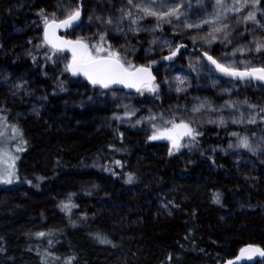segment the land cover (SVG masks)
Returning <instances> with one entry per match:
<instances>
[{
    "label": "rangeland",
    "instance_id": "1",
    "mask_svg": "<svg viewBox=\"0 0 264 264\" xmlns=\"http://www.w3.org/2000/svg\"><path fill=\"white\" fill-rule=\"evenodd\" d=\"M139 2L141 0H134V3ZM143 2L148 3V0ZM166 2L183 5L180 20L172 18V23H163L160 29L170 28L164 40L170 41L172 46L186 45L181 69L187 70L161 78L168 94L167 100L162 99L167 101V109L161 110L149 98L142 97L138 104L133 94L106 93L105 89L88 88L83 80H66L65 57H69L64 53L56 58L54 77L45 88L44 71L48 62L41 63L38 68L30 64L31 57L42 48V20L35 13L45 8L46 14L55 13L62 19L66 10H72L76 3L74 0H0V116L6 118L0 124V130H5L0 141L5 146L13 144L6 136L12 134L9 126L16 125L24 135L32 137L36 145L35 150L25 152L16 160L19 179L12 184H0L1 231L24 234L43 229L59 231L86 219L105 232L114 246L104 253L93 250L94 261L99 264H138L147 259L143 250L146 248L140 243L143 234L149 232L158 242L170 243L182 232L188 211L196 209L201 232L216 247L223 248L227 258L234 257L247 243L264 248V112H261L264 84L255 80H250V86L224 84L218 79V73L212 79L211 71L203 65L204 51L226 63L264 64V50L256 52L253 43L264 40V0H260L256 8L249 4L241 12L229 11L225 14L227 18L220 21L215 20L216 0ZM224 2L232 5L234 0ZM159 3L160 0H156L157 6ZM95 5L71 36L91 38L104 31L108 25L101 21L111 17L114 21L110 25L113 41L125 42L130 55L135 53L131 49L136 43L135 37L140 34H145L142 37L147 40L148 50L152 49L146 50L147 58L169 51L164 45L163 50H154L160 42L159 29L151 30L157 23L155 17L141 20L140 26L147 30L133 34L129 31L128 18L120 25L115 23L122 15L121 9H130L133 16L138 14L127 0H96ZM249 11H255V21L244 19ZM98 16L101 20L96 19ZM202 20L213 23L201 24ZM186 23L201 26L189 29L185 27ZM221 23L228 25L225 31L229 32L231 43L223 40V33H217L219 39L210 45L199 38L193 43L192 37H202ZM117 26L123 28L122 33L116 32ZM154 37L156 44L151 43ZM241 46L253 50L234 54ZM171 66L162 68L169 72ZM190 85L203 94L191 93L192 105L187 108L182 93ZM177 87L182 90L177 92ZM221 95L222 101L219 100ZM230 100L248 103H237L235 108L225 107V102ZM202 102H207L205 107L193 112L192 109ZM167 110L177 120L201 114L204 116L202 124L209 128L218 126L219 133L228 122L240 119L243 113L242 122L233 123L234 127L242 125L239 136L248 135L257 150L237 147L238 140L236 145L234 142L214 147L185 145L169 155L167 143L147 142L154 130L152 123H162L160 114L166 120ZM126 112L130 114L126 115ZM149 116H155L156 120L150 121ZM251 116H255L256 123L248 122ZM220 117L224 118L223 124L219 122ZM210 120L216 122L209 123ZM114 126L123 131L126 139L148 143L132 157L131 174L135 177L132 183L127 182L128 177L119 182L114 180L104 172L98 160H92L86 170L59 169L62 155L79 156L104 144ZM209 132L208 138H217V132ZM11 150L16 153L15 146ZM166 160L171 166L168 175ZM233 185H238L239 191L228 195L224 207L216 203V194ZM64 203L74 206L64 209ZM3 207L12 209V215L7 219L1 211ZM257 264H264V261Z\"/></svg>",
    "mask_w": 264,
    "mask_h": 264
},
{
    "label": "snow or ice",
    "instance_id": "2",
    "mask_svg": "<svg viewBox=\"0 0 264 264\" xmlns=\"http://www.w3.org/2000/svg\"><path fill=\"white\" fill-rule=\"evenodd\" d=\"M128 4L133 8L138 10V14L133 16L132 11L121 9V17H119L115 23L120 25L123 23L125 18L130 20L129 31L133 34L145 31L140 26V21L145 17H155L157 23L152 31L159 29L163 23H172L173 19L179 21L183 13L181 8L183 7L180 3H174L169 5L166 0H160L159 5L157 6L156 0H148V3H144L143 0L139 3H134V0H127ZM260 3V0H234L232 5H227L224 0H216V7L218 9L215 20L220 21L221 18L226 19V13L229 11L232 12H241L245 7H248L251 4L252 8ZM166 9V10H165ZM43 9H41V15H43ZM142 13V15H141ZM51 19L48 16H43L44 30H43V42L44 44L50 46L52 51V56H49L48 59H52L53 56H56L59 53L70 52L71 57L67 60V63L64 65V71L70 73L74 77L83 76L88 83L93 87H99L101 89H113V86L120 85L124 88L135 89L137 93L143 95L145 91L150 93H156L159 85L155 82L156 77L153 75L151 66L158 63L157 60L152 59L147 64H136L129 56V49L124 45L119 47L113 46V44L108 40V31H100L93 34L91 38L77 37L76 39H68L65 36L58 35L60 29H70L74 28L76 22L80 20L81 9L79 7L66 10V15L64 18L60 19L56 16L55 13L51 14ZM91 19V18H90ZM97 20H101L98 16ZM245 20H256L255 11H249L248 14L244 17ZM103 24L112 25L114 23L111 17H108L106 20L101 21ZM213 21L202 20L201 24H211ZM201 24H192L186 23V28H199ZM228 28L227 24L221 23L218 27H213L211 31L206 33L202 37H192L193 43L197 38L204 40L206 44L210 45L213 41L219 39L217 33H223V40L231 43L229 40V32L225 31ZM116 32L122 33L123 28L117 26ZM152 44L157 43V38H153L151 41ZM254 50L260 52L264 50V40H254ZM162 45L167 46L169 53L162 57L163 60L171 61L175 58L181 51L182 48H185L184 44H177L175 47L172 46L171 42L168 40L162 41ZM150 48L148 51H151ZM163 50V48L161 49ZM253 49L247 46H241L234 50L235 52L252 51ZM135 51V49H131ZM203 56L215 66V69L222 73L225 76L238 78L240 80L245 79H256L258 81H264V64L260 66H254L250 62H244L243 67L237 66L235 63H224L220 60L214 58L212 55H209L208 51L203 52ZM195 70V69H194ZM180 80L179 77H177ZM183 83V81H180ZM63 82H61V90ZM182 89L177 87L176 91L179 92ZM205 103L202 102L199 106L192 109L193 112H198L201 108L205 107ZM237 103L247 104L248 102L241 101H226L225 107L235 108ZM127 105L125 108L127 109ZM249 107H255V105H249ZM215 110V109H213ZM261 112H264V108L261 109ZM126 115L130 114L128 112ZM240 119L233 120V123H241L243 120V113L240 114ZM119 118V117H117ZM150 121H155V116H149ZM264 119V117H262ZM160 120L162 123L157 125L152 123L154 131L148 137L149 140H167L171 143L169 148V155H172L174 151H179L184 145L181 143L185 138L189 139L190 143H194L196 138L202 135L197 129L191 126L192 121H186L184 118L177 120L176 116L169 120H165L163 114H160ZM0 121H6V118L0 117ZM209 123H215L216 121H208ZM219 122L223 124L224 118L220 117ZM249 123H256L255 116H251L248 119ZM139 123V121H137ZM12 136L8 139L17 140L18 143L15 145V152H21L24 150L23 145L27 143L23 139V132L16 125H10ZM2 128V125H0ZM233 135L238 136L237 147H243L249 151L255 152L257 149L253 146L247 136L240 137L238 133H233ZM5 136V130H0V137ZM232 145H229L231 147ZM19 157L13 153L9 146H5L3 141H0V184H12L14 180H18L19 176L17 174L16 160ZM116 163L119 164V161ZM135 179L133 174L128 175L127 182L132 183ZM30 183V181H29ZM215 202L220 203V194L217 193L215 197ZM70 203L62 204L64 209H69ZM37 236H44L45 233H37ZM96 239L100 243H111L104 235L97 233ZM51 243V241H49ZM255 254H259L261 257H264V249L259 248L253 245H247L242 247L239 250V255L234 259H229L225 261V264H236L237 261H240L244 257L249 259ZM73 257H69L66 261V264H71Z\"/></svg>",
    "mask_w": 264,
    "mask_h": 264
},
{
    "label": "trees",
    "instance_id": "3",
    "mask_svg": "<svg viewBox=\"0 0 264 264\" xmlns=\"http://www.w3.org/2000/svg\"><path fill=\"white\" fill-rule=\"evenodd\" d=\"M49 56H52V52L43 46L30 59V64L34 68H38L43 62H48V66L44 71L45 88L49 87L57 68L53 61L54 56L52 59H48ZM34 71L37 73V70ZM3 123L4 121H0V124ZM11 136L12 134H10ZM6 138L8 139L9 136H6ZM18 139L11 140L13 144H7H9L10 148H13L15 146L14 144L16 142L18 143ZM23 139L27 141L23 145L24 150L15 153L19 158L25 152L35 150L36 147L33 144L34 140L32 137L23 134ZM146 145V142L143 140L130 141L126 139L123 131L117 126H114L108 140L104 144L87 150L79 156L66 153L62 155L59 169H72V171L86 170L91 165L90 162L92 160H98L103 165L104 172L107 175L117 182L123 181L124 178H127L129 174L133 173L131 168L132 157ZM117 161H119V164L116 163ZM165 165L166 174L168 175L171 166L167 160ZM237 191H239L238 185L225 187L219 193L220 203L218 204L224 207L228 195ZM1 211L6 214V219L9 218V215H12L11 208L3 207ZM197 212L196 209L188 211L184 219L182 232L170 241V243L158 242L154 235L149 232L143 234L140 243L146 248L143 250H145L147 259L145 262L139 261L138 264L222 263L226 258L225 250L206 241L204 234L199 228ZM7 227L5 226V228ZM3 230L5 229L3 228ZM41 232L45 233V235H36ZM41 232L24 234L12 233L9 230L7 232L6 230L4 232L0 230V264H66L69 257L74 258L71 264H99L94 261L93 253L95 251L101 253L114 247L112 239L99 227H96L95 224H92L86 219L80 220L59 231L43 229ZM97 233L104 235L111 243H100L96 239Z\"/></svg>",
    "mask_w": 264,
    "mask_h": 264
},
{
    "label": "flooded vegetation",
    "instance_id": "4",
    "mask_svg": "<svg viewBox=\"0 0 264 264\" xmlns=\"http://www.w3.org/2000/svg\"><path fill=\"white\" fill-rule=\"evenodd\" d=\"M95 1L96 0H74V2L76 3V5L73 7V9H75L77 7H79L81 9V18H82L81 19V22L78 24V26H76V27H74V28H72V29H70L68 31L59 32L58 35L65 36L68 39H76L75 37L71 36L70 34H71L72 31L79 29L80 26L83 23V20L89 17L90 8H92L93 6L94 7L97 6V5H95ZM89 3H91L93 6L88 5ZM42 9L44 10L43 11V15H41V9H39L38 12L35 13V14L38 15L37 17L40 18V19H43V16H48L49 19H51L52 17L50 15H48V14L45 13L46 12L45 11V8H42ZM145 23L147 24L148 22L146 21ZM149 23H150V21H149ZM41 25H42V42H41V47L43 48V46L46 45L43 42V30H44V22H43V20L41 21ZM104 29H107V31H108L107 38L113 44V46L119 47L120 45H124L125 44V42L113 41V38L114 37L112 36L113 32H112L111 26L108 25ZM169 30H170V28L167 27V26L164 27V28H162V29L159 28V30H158V36H159L160 42H159V45L156 47V49H154L155 51L162 48V46H163L162 45V41H164V39L168 37ZM142 36H145V34H140L138 38H136L134 36L135 37V40H136V43L133 46V48L135 49V53H134V55H130L129 54L130 58L136 64H147L152 59H155L157 61H160L163 56H165V55H167L169 53V51H168V52L162 53L160 55H154L152 58H147L146 57V50H148V43H147V40H145ZM134 37L132 38V40H134ZM175 46L176 45H174L173 47H175ZM184 50L185 49L181 50L180 53L170 63H168L166 60H164L163 63L159 64L155 69L152 70L153 75L156 77V81L155 82L159 85L158 90H157L156 93H150V92L145 91L143 95H140L137 92H134V93L133 92H127L124 89L123 90H118V89H114V88L113 89H107V90L105 89L104 92H106V93H114L116 91H121V92H124L126 94H133L135 96V98L137 99L138 104H141V98L142 97H144L146 99L149 98L151 101H153V102L156 103V105L158 106V109H161V110H162V108L163 109L164 108L167 109V101H162V99L163 98L166 99V97L168 96V94H167V92L164 91L166 86H163L162 85L161 78L162 77L169 78V77L172 76V74L175 71H186L187 70L185 68H182L181 69V60H182V54H183V51ZM64 54H66L69 57V59H70L71 56L67 52H64ZM60 55H61V53L57 54L53 58V61L55 63V66H57L56 65V58L58 56H60ZM191 59L194 60L193 58H191ZM203 60H204L203 61V65L207 69H209L211 71V73L213 75V78L212 79H214V75L217 74V70L206 59H203ZM221 62L226 63V61H221ZM165 65H170V66L172 65L169 72H168V70H164L162 68ZM243 65H244V63H237V66H239V67H243ZM64 75H65V79L66 80L79 79V80H83L85 82V84L88 86V88H91V89L92 88H99V87H93L91 84L87 83L82 78H73V77H71L70 73H68L66 71H64ZM218 76H219V78L218 77L217 78L220 79L224 84H230V85H233V86H237V85L243 86V84H245L246 86H250L249 84L251 83L250 80H248L249 82H247V81L238 82V81H233V80H230V79H227V78H223L219 74H218ZM191 93L196 94V95H199V96L201 94H203V92H201L199 90H195L193 85H190L189 87L184 88L183 93H182V96H184L186 98L185 105H186L187 108H189L192 105L191 101L189 100V96L191 95ZM241 96L243 98V94L242 93H241ZM155 99L157 101H155ZM158 99H159V101H158ZM222 99H223V97L221 95V97H220L219 100L222 101ZM211 102H213V101H211ZM215 104H216V102H213V105H215ZM168 113L169 112L167 110L165 112V114L167 115L166 116V120H169V119H171L173 117L172 114H168ZM221 115H223V114H221ZM184 118H185L186 121L191 120L192 121L191 126L193 128H195V129H197L199 132L202 133V135H200V136H198L196 138V141L194 143H190L188 138H185L184 140H182L181 143L184 146L185 145H188V146H194V147L195 146H199V147H214L216 145H222V143L228 144V142H230V143L234 142L235 145H236V142L238 141V139H236V135H233V133H239L241 131V129H242V125L239 126L238 128H235L234 127L235 125L232 122H228L227 125H226V127L222 129L223 130L222 133H219V131H218L219 127L218 126L213 127V128H211V127L209 128V127H206V125H203L202 124V118H204V116L201 115V114H198V115H187ZM213 118H215V116H213ZM199 128L204 129V130H201ZM209 131L217 132V136H216L217 138L216 139L208 138L209 133H211ZM246 136L248 137V135H246ZM149 141H150V143H153V144L154 143H162V142H165V143H167L171 147V143L169 141H167V140H149V139H147V142H149ZM206 241H208L210 244H212L207 238H206ZM212 245H214V244H212Z\"/></svg>",
    "mask_w": 264,
    "mask_h": 264
},
{
    "label": "water",
    "instance_id": "5",
    "mask_svg": "<svg viewBox=\"0 0 264 264\" xmlns=\"http://www.w3.org/2000/svg\"><path fill=\"white\" fill-rule=\"evenodd\" d=\"M81 17H80V20L79 21H77L76 22V25H78L80 22H81ZM76 27V26H75ZM70 29H72V28H70ZM70 29H67V30H64V29H60L59 31H58V34H59V32H62V31H68V30H70ZM49 49H51L50 48V46H48V45H46ZM182 49H184V48H182ZM181 49V50H182ZM70 56H71V53L70 52H67ZM203 58L204 59H206L207 60V58L206 57H204L203 56ZM173 60H174V58H173ZM163 59H161L160 61H158V63L157 64H155V65H152L151 66V70H153V69H155L159 64H161V63H163ZM167 61V60H166ZM172 61V60H171ZM171 61H167L168 63H170ZM208 61V60H207ZM209 62V61H208ZM210 63V62H209ZM211 64V63H210ZM212 65V64H211ZM214 66V65H213ZM215 67V66H214ZM217 73L220 75V76H222L223 78H227V79H230V80H233V81H238V82H244V81H248V80H255V81H257V82H260V83H262V84H264V81H258V80H256V79H245V80H240V79H238V78H232V77H228V76H225V75H223L222 73H220V72H218L217 71ZM71 75V74H70ZM71 77H73V78H82V79H84L87 83H88V81L83 77V76H79V77H74V76H72L71 75ZM90 84V83H89ZM113 88L114 89H118V90H125V91H127V92H136L135 91V89H128V88H124V87H122V86H120V85H116V86H113ZM247 245H253V244H245V245H243L242 247H246ZM253 246H256V245H253ZM241 247V248H242ZM258 247V246H257ZM259 248H261V247H259ZM262 249H264V248H262ZM240 250V249H239ZM239 250H238V252H237V254L234 256V257H231V258H227V259H225V261H227V260H229V259H234L237 255H239ZM225 261L224 262H222V263H220V264H225ZM261 261H264V257H261L259 254H255L254 256H252L250 259L248 258V257H244V258H242L240 261H237L236 262V264H257L258 262H261Z\"/></svg>",
    "mask_w": 264,
    "mask_h": 264
}]
</instances>
